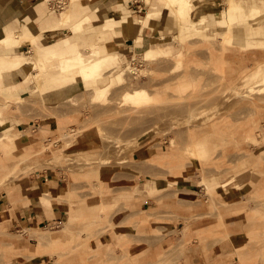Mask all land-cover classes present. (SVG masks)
Masks as SVG:
<instances>
[{
  "label": "rangeland",
  "instance_id": "obj_1",
  "mask_svg": "<svg viewBox=\"0 0 264 264\" xmlns=\"http://www.w3.org/2000/svg\"><path fill=\"white\" fill-rule=\"evenodd\" d=\"M42 1L43 10L60 18L68 5L70 10L75 8V19L107 3ZM191 1L189 20L196 21L202 14L225 9L230 0H218L214 8H204V0ZM142 5L141 9L125 5L128 10L124 15H137L116 33H126L130 50L121 61L112 51L116 63L104 68L98 84H105L135 50L153 47L161 53L136 64L143 75L130 72L122 81L114 80L108 98L92 101L93 88L87 90L81 82L58 97L42 98V89L50 82L70 76L60 73L33 76L29 85L35 92L25 94L19 103L2 89L5 98H0L1 105L10 104L4 111L8 122L0 127V193L16 182L27 184L43 175L58 177L64 194L47 195L53 202L51 207L60 208L64 214L56 221L47 213L44 224L30 227L10 229L0 225V264H55L72 256L76 257L71 259L72 264H96L99 247L112 252L106 261L109 264H176L182 260L188 264V249L193 243L201 246L205 257L214 254L217 246L227 245L231 250L225 254L227 264H264V85L260 75H251L257 63L264 60V28L247 38L245 27L253 32L257 24H235L236 30H242L234 32V48H241L246 39L258 45L244 46L242 54L231 49L232 45L227 46L233 51H224L223 46L218 47L223 44L206 30L179 33L175 16L163 10L158 0L142 1ZM153 11L143 32L146 41L139 42L135 26H143L142 17ZM95 19L89 23L98 24L95 31L81 36L86 41L80 48L86 55L94 48L105 52L99 41L109 28ZM60 27L57 31L52 27L47 33L36 31V35L43 42H51L72 34L68 24ZM156 32L169 36L151 44ZM30 43L24 41L10 49L0 46V53L29 58L34 52ZM163 50L169 53L164 55ZM175 52H182L184 57L178 67H173ZM218 53L227 59L223 69L218 67ZM17 77H7L6 81L13 82ZM66 79V83L73 82ZM181 80L187 83L182 91L175 88ZM139 86L151 93L153 99L148 104L135 107L121 100L125 89ZM18 117L25 122L17 128ZM58 117L71 121L62 127V122L56 124ZM80 134L97 136L102 145L99 151L71 153L67 147ZM202 139L207 141L209 152H191L192 142ZM140 149L145 152L137 157ZM170 153L180 155L176 159L182 162L179 167L156 156ZM148 182L159 189L146 192ZM223 182L228 183L222 186ZM212 183L219 184L220 193L216 188L208 197L205 185ZM137 185L144 189L138 190ZM46 202L48 208L49 200ZM139 217L145 219L134 220ZM232 217L240 219L234 227L239 231L234 234L227 228L230 223L225 224ZM66 226L70 229L67 234L63 233ZM24 227H29L27 233H23ZM58 236L61 239L57 243L50 240Z\"/></svg>",
  "mask_w": 264,
  "mask_h": 264
},
{
  "label": "bare ground",
  "instance_id": "obj_2",
  "mask_svg": "<svg viewBox=\"0 0 264 264\" xmlns=\"http://www.w3.org/2000/svg\"><path fill=\"white\" fill-rule=\"evenodd\" d=\"M158 2L164 6L163 10H168L173 16H175V19L177 20V30L179 33L182 34L190 29L206 30L209 32L207 35H215L218 42L223 44H218L220 45L218 47L223 46V50L224 48H229L227 45H232L231 49H236L235 51H238L240 49L243 50L242 48L244 46L252 44L249 39H246V43L243 46H240L241 48L238 46L237 48H234L236 47V45H233L235 35L234 32L239 33V31L242 30L241 28L236 30L234 28L235 24L245 26H250L253 23L257 24H255L256 28L253 32L249 31L247 29L248 27H245V31H243L247 38L253 33L262 31L264 28V0H230L227 3L225 9L216 13L202 14L197 18L196 21L189 20V11L191 9V5L193 4L191 0H158ZM61 5L63 4L61 3ZM62 8L64 7L62 6ZM73 9L75 10V8L70 10L68 5L62 11V17L58 19L57 23L53 26V28H57L61 25L68 24L72 34L67 35L66 37L58 38L51 42H43L40 38H38L36 33L33 34L29 29H23L19 32L0 31V46H3L5 49L19 47L21 42L28 40L31 41V45L34 44V48H32V51L34 52L31 53V57L29 58L25 57L23 54L0 53V98H5V96L2 94V89L5 85L17 84L24 81L31 82L33 76L39 77L45 74L51 76L60 73L66 74L68 76L70 75L66 78H71L72 81H80L84 84L87 90L93 88L91 100L100 101L104 98H108L107 94L111 87L115 84L114 80L120 82L124 79L125 74L130 72H136L139 74V76L143 75L142 68L136 66V64L142 60L154 59L157 54L161 53L160 50L154 49L153 47H148L144 51L135 50L132 58L124 60L121 69L117 70L105 84L99 85L98 81L103 77L104 68H108L116 63V55L112 52L101 53L97 48H94V52L91 54L86 55L81 51L80 48L81 42L86 41L82 40L81 36L86 31H89L88 33H93L95 31V28L98 24L89 25V23L95 18L100 20L99 23L103 22L105 26H107L112 31L124 29L126 27V22L131 21L132 18L121 17V19H115L110 1H107L105 5L99 6L93 10V15L88 16L87 14H84L81 17L79 16L80 18L77 19L74 18L76 12ZM153 13L154 11L147 13V15L141 20L143 25L141 26L142 32H144V28L149 23V19L152 17ZM156 13L161 14V11H157ZM166 35L167 34H157L156 32L150 41L151 44L159 43L157 41L164 38ZM144 41H146L145 35L140 34L139 42L143 43ZM218 50L222 52L219 48ZM241 50L240 54H242ZM162 52L164 55L169 53L168 50H163ZM173 59V67H178L184 63L182 52H175ZM226 62L227 59L222 55V53H218V67L220 68L223 63ZM221 69H223V67H221ZM73 71H77V74H70ZM251 75H260L261 77L259 81H261L264 85V60L257 63L255 70L251 73ZM16 76H18V79L14 80L13 82L6 81L7 77L15 79ZM66 78L57 79L54 82H56V84H64L67 81ZM186 84L187 83L185 80H181L175 85V88L182 91L185 89ZM262 89L264 90V87ZM10 98L15 99V103H19L21 100L25 99L24 96L21 95ZM152 99L153 97L151 93L144 86L135 87L131 90L125 89V91L121 93V100L132 103L135 105V107L146 105ZM9 104L10 103H6L0 106V127L8 122L7 116L4 117V111L7 110ZM7 137L11 136L8 135ZM246 137L250 138V133H247ZM262 139L264 140V134ZM186 149L190 151V147H187ZM191 149V152L193 153L196 151L194 149H203L204 152H209L208 143L204 139L192 142ZM261 151L264 152V149ZM156 156L163 158L167 163H173L174 167H179L182 164L181 161L176 160L180 157L179 154H156ZM2 167L3 164H0V169H2ZM173 181L174 183L176 182V180ZM226 183L228 182H223L222 186L226 185ZM218 185V183L205 185L207 190V194H205L209 197L212 191H214L216 188H218V193H220ZM146 186V192L153 191L154 186H152L150 182H148ZM258 188L259 187H257L255 190ZM63 231V233L67 234L70 231L69 226H66ZM59 239H61L60 236L54 237L50 240L57 241ZM98 263L105 264V259H101Z\"/></svg>",
  "mask_w": 264,
  "mask_h": 264
},
{
  "label": "crops",
  "instance_id": "obj_3",
  "mask_svg": "<svg viewBox=\"0 0 264 264\" xmlns=\"http://www.w3.org/2000/svg\"><path fill=\"white\" fill-rule=\"evenodd\" d=\"M216 1L218 0H204L202 1V5L204 8H214ZM42 2V0H0V31L19 32L23 29H29L33 32L35 31V33L36 31L39 33L50 32L48 31V29L52 28L57 23V20L60 19V16L48 13L46 8L43 10ZM134 2L132 0H117L114 1V3H111L112 12L114 11V18H134L137 15L136 13H131L128 15L123 14V12L128 10L124 8L125 5L131 6L133 4L134 7H137L139 9H141L142 7L144 8V5H142V0H135ZM88 6L90 7L91 5L89 4ZM93 10H95V6L92 11ZM92 11L86 12V14H88V16L93 15ZM143 18L144 16L142 17V19ZM60 28L61 27L55 28V31L59 30ZM108 31L109 32H106L102 36L101 41H99L100 48L103 49L105 52H116V54H118V60L121 61L123 57L127 55L128 50H130V45L128 43L129 37H127L125 32L120 31L121 33H116V30H114L113 32L111 29H108ZM136 33L141 35L143 34L142 28L137 27V25L135 26V34ZM127 34L133 33H130L128 31ZM57 75L58 73L54 74V76ZM79 82L80 81H73L72 83L66 84H56V82L54 81L50 82V85L48 87L42 89V98L45 95H54L58 97L59 93L62 94L64 91H70L73 87H76ZM31 83L32 82L28 83L24 87L16 88H7L4 86L3 90L10 97L17 95L25 96V94L27 93L31 95L33 92H35V87L32 88L29 85ZM9 85L12 86V84H8V86ZM69 96L71 97V95H68V97ZM17 119L20 122L18 124H15L14 126L18 128L19 124H24L25 120L23 119V117H18ZM70 121L71 119L66 120L65 117H58L56 124L59 125V122H62L61 125L63 127L64 124ZM34 124L36 123L34 122ZM101 146V140L97 136H87L80 134L76 137L75 141L67 148L70 149V152L73 154H93L97 153L99 151L98 149L101 148ZM138 152L139 153L136 152L137 157H141L145 150L140 149ZM143 183L145 184L146 182ZM152 186H154L156 190L159 189L155 185ZM63 188V183L58 177L47 178L44 175L38 179L37 177L30 179L27 184L20 181L5 187L4 191L0 193V225L5 224L8 228L12 229L21 228L25 225L30 227L34 225L44 224L45 221L48 220L46 216L47 213L53 214L54 219H56V221H59L62 218L64 211L60 208H57L56 206L53 209L51 207L53 205V202L50 199L51 197L47 194L51 193L52 195H63ZM137 189L142 191L144 188L137 185ZM47 199L49 200V204H47L49 205L48 208L46 207V204H44L47 203ZM144 219L145 218L139 217L138 219L135 218L134 220L142 221ZM239 221V218L232 217L231 220L229 222H225V224L230 223L229 225L227 224V228L234 234L239 231V228H234L235 225L239 224ZM29 227H24L23 229H29ZM23 229V233H27V231H24ZM57 242L58 240L56 241V243ZM174 244H172L171 246H173ZM163 247L164 246H161V248ZM125 251H127V249H125ZM229 251L231 250L227 248V245L223 246V248L219 247V249L217 246V249L214 254H210L205 257L202 253L201 246L199 244L193 243L188 249V253L191 257V261L188 264H227L224 258L225 254ZM111 256L112 252H108L106 249H103V247H99L94 260L97 264L101 259H105V264H109L106 263V261L107 258H111ZM75 258V256H72L71 258H68L66 260L61 259V261H55V264H72V260H74ZM41 263L42 262L39 261L35 264ZM176 264L187 263L182 260L178 261Z\"/></svg>",
  "mask_w": 264,
  "mask_h": 264
}]
</instances>
